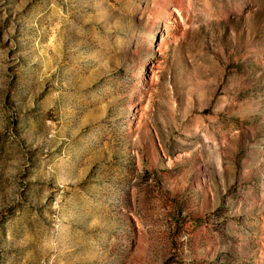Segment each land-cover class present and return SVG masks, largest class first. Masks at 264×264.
I'll use <instances>...</instances> for the list:
<instances>
[{"label": "rangeland", "instance_id": "1", "mask_svg": "<svg viewBox=\"0 0 264 264\" xmlns=\"http://www.w3.org/2000/svg\"><path fill=\"white\" fill-rule=\"evenodd\" d=\"M0 264H264V0H0Z\"/></svg>", "mask_w": 264, "mask_h": 264}]
</instances>
